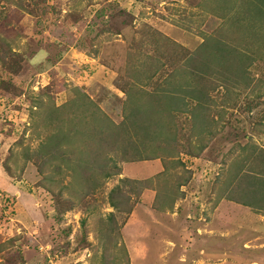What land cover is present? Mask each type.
I'll list each match as a JSON object with an SVG mask.
<instances>
[{
  "label": "rangeland",
  "instance_id": "374dc122",
  "mask_svg": "<svg viewBox=\"0 0 264 264\" xmlns=\"http://www.w3.org/2000/svg\"><path fill=\"white\" fill-rule=\"evenodd\" d=\"M250 2L0 0V264H264V218L255 234L231 233L238 213L216 214L223 200L249 199L234 190L245 186L234 178L243 147L264 152V16ZM209 36L240 44L223 59L197 54ZM239 66L250 83L232 89ZM184 102L200 111L197 126ZM143 115L166 117L177 136L165 133L164 160L134 166L123 154L146 135L135 134ZM61 125L70 137L47 146ZM101 145L112 148L102 157ZM263 154L254 167L264 174ZM124 174L132 204L113 207ZM212 219L209 232L227 229L217 236L230 246L217 253L201 239Z\"/></svg>",
  "mask_w": 264,
  "mask_h": 264
},
{
  "label": "trees",
  "instance_id": "16d2710c",
  "mask_svg": "<svg viewBox=\"0 0 264 264\" xmlns=\"http://www.w3.org/2000/svg\"><path fill=\"white\" fill-rule=\"evenodd\" d=\"M250 5L251 6L254 5V7H251V9H252L251 12L255 13L260 19H262V17L264 16V3H259V5H258L256 0H251ZM214 10L220 11V9H218V8L214 9ZM232 11L235 12V9L232 8ZM235 16H237L236 12H235ZM222 17L224 19H228V18H230V14L222 12ZM241 17H243V15ZM240 31L244 33L245 27L241 28ZM216 37L217 38L213 39L212 36H209L206 40H203V42L201 43L199 51H196V53L198 54L202 50L204 53L213 54L212 56L214 59H216V58L217 59H223L227 52H229V54H230V51H234L236 46L240 44L239 42L238 43H231V42L229 43V41L226 42L225 39L220 37V36H216ZM212 42L217 43L216 45L219 47V52H216V49H218V48L212 47V44H211ZM225 43L227 44V48H224L226 46ZM262 57H264V55H262ZM6 58L4 57L3 62H2L5 65L9 64V62L7 63V60L10 61V59H8V58L6 59ZM226 59L228 60L229 58H226ZM197 63H199L198 60H197ZM232 72H233V76H231L228 73L229 81L233 82L232 83L233 84L232 89H234V87L236 86V82H239L243 86L245 84H247L246 86L249 85L250 81H249V76L247 75V68H243L242 66H239L237 69H232ZM183 87L185 88V86H182V88ZM174 88H176V86H174ZM174 92H176V91H174ZM169 95H171L170 92L168 93L167 96H169ZM155 96L157 97V94H155ZM136 97H137V101L141 98V96H139V94H137ZM141 104L142 103H137V104L135 103V108L133 110V111H135V113L139 114L142 111L146 112L144 106ZM171 105L169 107H171ZM183 105H185V107L188 106V109H192L191 113L193 114V120H195L197 113L198 112L200 113V111L194 110V108L190 107L189 103H187V102H184ZM57 107H59V106H56L53 110L55 112H60L62 110V108H57ZM152 109H155V106ZM157 110H158V108H157ZM175 110L179 111L178 108H176ZM171 114L174 116L172 111L169 112L168 116H171ZM147 115L150 116V114H147ZM201 115H203V114H201ZM126 118H127V116H126ZM205 120H207V119L205 118ZM263 120L264 119L262 118L259 120V122L261 123ZM150 121H151V123H150ZM148 122H149V124H148ZM194 123L197 126L199 122L195 120ZM110 126L111 125H108V127H110ZM108 127L103 128L102 134H104V135L106 134V136L110 137L111 139L115 138V134H114L113 130L108 129ZM136 128H137L136 133L134 132L135 134H137L139 130L144 128V130L146 131V135L142 136V139L137 141V142L133 141L134 142L133 143L134 152L131 153V152L125 151V153L123 154L124 159L127 158V159L134 161V160H142V159L145 160V159L161 158L162 160H164L165 155L163 153L165 151L173 152L174 144L171 141H168L164 138H165V133L169 134L171 137L177 136V127H175L174 129H173V127H170L167 124V118L166 117L163 118V116H162V118H160L159 116L158 117L153 116V119H151V118L143 115V120L141 121V123L137 124ZM70 135H71L70 133H67L66 131H64V128L61 125L59 128V133H57V134L52 133L50 135L48 141L45 143L47 144V146H50V145H52V142H55V140H57V139H59V143H62L63 138L67 137V136L70 137ZM101 136H103V135H101ZM116 138L120 141L119 146L122 145V143L124 142V138H122L120 134H118L116 136ZM117 139H116V141H118ZM112 143H114V142H112ZM114 145H116V143H114ZM249 145L252 146V144H249ZM249 145L247 147H243L244 154L241 155L238 159H236V165L239 168H237L234 171V175L236 174L234 178L237 181L242 179L243 180L242 182L245 183L244 187H240V186L238 188L235 187L234 190L238 189L240 191V194H242V193L246 194L247 193V197L249 199H247V200H239L237 198H229V199L236 201V202H239V203H243V204L248 205L250 207H254V209L264 211V205L262 207L256 206V203H257L256 201L258 199L259 194L263 195V198H264V174L258 172L255 169V167H256L255 163H256L257 156L260 154H263L264 152L261 151V153L259 154L256 152V148L261 149V147L256 145V146H254V148L253 147L250 148ZM101 146H103V145H101ZM53 147L58 148V145L53 144ZM175 147H177V144ZM61 148L64 149L63 147H60L59 149H61ZM103 148L104 149L99 147L98 152H97V154L101 155V157L105 156V153H108L109 150L112 149V148L105 149L104 146H103ZM145 150H149L150 153H144ZM262 150H264V149L262 148ZM65 151H67V150H65ZM262 157L264 158V154L262 155ZM108 160L112 162V160H110V159H106V162ZM105 164L106 163L103 162V164H101V165H105ZM167 171H168L167 169H165V170L163 169L159 173L162 174V176H163L165 174L164 172H167ZM110 175H111V172L110 173H108L107 171L105 172L106 177H109ZM148 179H146L148 185L153 186V184L150 183V179L149 180ZM121 180H122L121 185L117 184L114 188H112V190H110L109 202H110V205L113 207H118V204H122V203H124V204L131 203V193L129 192L128 189H124V187L128 182H131L132 180H135V179H132L129 176H123V178H121ZM140 183H144V180H140ZM143 186L145 187V185H143ZM136 189H138V187ZM143 191H144L143 189L139 188L136 191V193L138 194L139 197H141ZM157 195L158 194L156 192L155 196L157 197ZM263 201L264 200H262L261 202H263Z\"/></svg>",
  "mask_w": 264,
  "mask_h": 264
},
{
  "label": "crops",
  "instance_id": "0c3cea01",
  "mask_svg": "<svg viewBox=\"0 0 264 264\" xmlns=\"http://www.w3.org/2000/svg\"><path fill=\"white\" fill-rule=\"evenodd\" d=\"M158 159V158H157ZM150 159H145V160H143V161H149ZM139 162H142V160L141 161H134V166L135 165H138L139 164ZM160 167H159V169H157V171H161L162 169H161V167H162V165L160 164L159 165ZM125 175V174H124ZM131 175H133V174H131ZM131 175H125V176H131ZM148 193H151V192H153L152 193V196H153V198L155 197V193L156 192H154V190H149V191H147ZM144 195H145V191H143V193H142V195H141V199H142V201L144 200ZM229 203H231V206H229ZM139 204V203H138ZM224 207H228L229 208V211H228V213L229 214H232V213H238V215L236 216L237 218H235V220L234 221H239V224L235 227V228H233L232 227V225L230 226V231H231V233H235V232H240V230H242V232H245V230L247 229V230H249V231H251V232H253V234H255V231H256V228H258V226L257 225H260V226H263V224L262 223H260L259 221H261L260 219L261 218H264V214H261V213H256V212H253L252 210H251V208H250V206H248V205H245V204H243V203H239V202H234V201H231V202H229V201H226V200H223V202L219 205V207H218V209L216 210V214L220 217V214L222 213V211H223V209H224ZM252 211V212H251ZM148 214V213H147ZM150 215V214H149ZM166 215V214H165ZM164 216V214L163 213H161L160 214V218H164L163 217ZM231 216V215H230ZM221 218V217H220ZM165 221V220H164ZM233 221V222H234ZM232 222V223H233ZM249 222L251 223V225H249ZM205 223H207V229H208V231L206 232V235H205V238H204V236L203 237H201V239H206L205 240V243H206V246H207V248L209 249V246H211L212 247V251H214L215 253H217V252H219L220 251V249H221V246H224V247H230V246H228V245H226V243L224 242V240L223 239H221V238H218V236H217V234L219 233V235H221V233H223V232H225L227 229H224L223 227H219L218 229H215L216 230V232H214V233H211V232H209L210 230V228H212L213 227V223H214V221H213V219L211 220V222L210 221H205ZM248 223V224H247ZM245 224H246V226H245ZM181 226V225H180ZM180 226L177 228V230L180 228ZM184 227L185 228H187V226L186 225H184ZM242 227H244V228H242ZM249 227H251V228H249ZM254 227V228H253ZM256 227V228H255ZM190 230L192 231V233H193V235H195V233H196V228H190ZM229 230V229H228ZM244 230V231H243ZM213 232V231H212ZM221 236H223L224 237V234L223 235H221ZM175 236H173L172 238H174ZM239 237H242V235H239ZM171 239V238H170ZM187 241V240H186ZM225 241H227V240H225ZM142 245L144 246V241L142 240ZM176 242V239H175V241H174V243ZM139 243V242H138ZM136 245H139V244H136ZM160 245H161V243H160V240H159V242L157 243V246H156V249H158L159 247H160ZM168 245V244H167ZM151 251V250H150ZM158 252V251H157ZM214 253V254H215ZM227 253H231L230 251H226V254ZM242 261V262H241ZM251 264V263H248V261L247 260H240V262H239V264ZM252 264H254V263H252Z\"/></svg>",
  "mask_w": 264,
  "mask_h": 264
}]
</instances>
